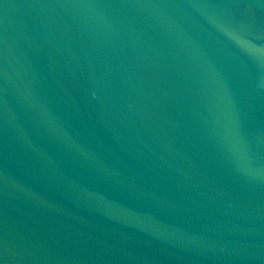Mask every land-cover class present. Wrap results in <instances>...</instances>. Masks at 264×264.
Returning <instances> with one entry per match:
<instances>
[{
	"label": "water",
	"instance_id": "obj_1",
	"mask_svg": "<svg viewBox=\"0 0 264 264\" xmlns=\"http://www.w3.org/2000/svg\"><path fill=\"white\" fill-rule=\"evenodd\" d=\"M0 264H264V0H0Z\"/></svg>",
	"mask_w": 264,
	"mask_h": 264
}]
</instances>
